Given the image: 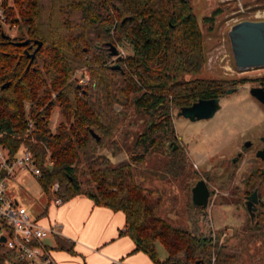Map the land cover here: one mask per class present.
Listing matches in <instances>:
<instances>
[{
	"label": "trees",
	"instance_id": "trees-1",
	"mask_svg": "<svg viewBox=\"0 0 264 264\" xmlns=\"http://www.w3.org/2000/svg\"><path fill=\"white\" fill-rule=\"evenodd\" d=\"M0 7L5 17L0 26V149L9 158L23 148L32 154L48 199L57 182L62 202L83 194L121 211L125 224L119 233L153 264H246L223 231L206 235L199 232L197 219L190 229L160 214L169 196V176L177 178L184 165L183 153L171 143L170 111L222 97L245 82L199 76L204 35L190 1L12 0L9 5L2 0ZM221 12L216 7L202 18L207 30ZM27 38L31 46L15 44ZM35 40L41 45L31 59L24 49L32 52ZM109 44L117 49L126 44L130 53L114 57L113 63ZM54 108L60 121L52 130ZM129 108L144 119L130 145L129 129L136 122L129 119ZM103 148L111 154L124 148L129 155L113 164L99 153ZM153 154L167 157L141 168ZM187 179L195 183L200 178L192 170L182 181L185 187ZM248 221L261 230L264 212L257 210ZM156 243L166 251L163 259ZM8 254L0 245V264H18Z\"/></svg>",
	"mask_w": 264,
	"mask_h": 264
},
{
	"label": "rangeland",
	"instance_id": "rangeland-1",
	"mask_svg": "<svg viewBox=\"0 0 264 264\" xmlns=\"http://www.w3.org/2000/svg\"><path fill=\"white\" fill-rule=\"evenodd\" d=\"M6 1L12 4V0ZM189 1L204 35L205 63L203 73L199 76L228 81L245 79V82L236 85L239 88L235 92L220 97V109L209 119L191 121L178 116V110L170 111L173 126L171 143L183 153L181 157L184 165L180 164L183 170L177 178L169 176V196L160 214L172 223L190 229H194L193 222L197 219L199 232L206 235L211 233L213 236L216 231H223L225 237H230L228 245L241 252L246 264H263L264 224L261 230L251 228L245 199L256 189L259 198L257 210L264 212V163L255 156L256 151L264 146L260 140L264 137V106L249 94L250 87L260 86L264 67L240 71L235 66L227 34L230 27L239 21L264 20V0ZM216 7H220L222 12L215 17L212 29L207 30L202 18ZM4 29L9 34L14 33L7 27ZM118 51L124 57L130 53V48L123 44L118 47ZM111 61L116 63L114 57ZM115 109L120 110L121 107L115 105ZM129 113V119L136 122L129 129L130 145L135 133L141 131L144 119L142 121L132 108H129ZM59 121L60 114L54 108L50 116V128L53 130ZM248 141L251 144L245 147ZM128 151L123 148L111 154L103 148L99 153L108 158L110 155L117 156L114 161H124L128 158ZM238 153H241L239 157ZM166 157L156 154L148 156L141 168H149ZM192 170L206 182L210 192L205 213L201 212V215L191 206L190 187L196 182L187 179V187L182 184L185 175ZM12 175L6 180L8 193L16 196L25 206L30 205L28 208L31 212L37 211L44 201V191L38 178L31 169L15 170ZM82 177H86V174ZM250 186H253L251 190ZM156 247L159 258L163 259L166 251L160 243H156ZM8 255L13 257L11 253Z\"/></svg>",
	"mask_w": 264,
	"mask_h": 264
},
{
	"label": "crops",
	"instance_id": "crops-1",
	"mask_svg": "<svg viewBox=\"0 0 264 264\" xmlns=\"http://www.w3.org/2000/svg\"><path fill=\"white\" fill-rule=\"evenodd\" d=\"M115 157L109 156L113 164L123 160L114 161ZM43 193L44 201L34 212L29 210L30 205L25 206L16 196L8 195L25 207L32 219L59 226L60 234L47 239L57 264H114L115 260L125 264H153L146 254L134 250L128 236L119 233L125 224L121 211L97 205L83 194L55 205Z\"/></svg>",
	"mask_w": 264,
	"mask_h": 264
},
{
	"label": "built area",
	"instance_id": "built-area-1",
	"mask_svg": "<svg viewBox=\"0 0 264 264\" xmlns=\"http://www.w3.org/2000/svg\"><path fill=\"white\" fill-rule=\"evenodd\" d=\"M4 19L3 9L0 7V26L3 25ZM19 169H31L35 177L41 176V171L28 150L20 149L16 155L9 158L5 151L0 149V238H4L0 245L13 255L11 261L22 264H57L47 239L60 234L59 226L55 223L46 225L32 219L25 207L19 205L6 191V177ZM57 190L58 183L55 182L50 186L51 202L60 205L62 200L56 195ZM114 264L125 263L115 260Z\"/></svg>",
	"mask_w": 264,
	"mask_h": 264
},
{
	"label": "water",
	"instance_id": "water-1",
	"mask_svg": "<svg viewBox=\"0 0 264 264\" xmlns=\"http://www.w3.org/2000/svg\"><path fill=\"white\" fill-rule=\"evenodd\" d=\"M3 37L9 38L8 34L2 32ZM228 38L230 42L231 52L233 55L235 66L244 71L251 68L264 67V20H242L233 24L228 31ZM29 38L23 41L15 42L16 45L30 44ZM36 44L32 52H28L24 49V52L31 59L34 57L36 51L39 49L41 42L33 41ZM31 46V44L29 45ZM109 55L115 58H121V54L118 49L109 44ZM113 68L119 69L118 64H114ZM8 83H4L2 87L7 86ZM239 87L229 88L225 94L235 92ZM249 94L259 103L264 106V88L260 86H254L249 88ZM220 97L210 99H199L188 106H183L177 111L178 116H183L191 121L209 119L215 115L220 109ZM92 135L98 139L99 137L91 131ZM251 143L248 141L244 144L248 147ZM175 147V146H174ZM241 153L237 154L239 157ZM257 158H260L264 162V148L258 149L255 153ZM235 161V159H233ZM209 189L206 182L202 179L198 180L191 188V201L194 206H201L206 208L209 199ZM259 203L258 192L255 189L251 194L246 196L245 206L246 210L253 221L255 213L257 211V205ZM0 241H4V238H0Z\"/></svg>",
	"mask_w": 264,
	"mask_h": 264
},
{
	"label": "flooded vegetation",
	"instance_id": "flooded-vegetation-1",
	"mask_svg": "<svg viewBox=\"0 0 264 264\" xmlns=\"http://www.w3.org/2000/svg\"><path fill=\"white\" fill-rule=\"evenodd\" d=\"M260 87H263L264 88V85H260ZM262 142H264V137H262L261 139H260ZM262 148H264V146L262 147ZM260 159V158H259ZM264 173V172H263Z\"/></svg>",
	"mask_w": 264,
	"mask_h": 264
}]
</instances>
